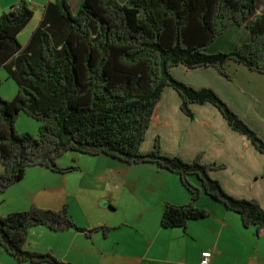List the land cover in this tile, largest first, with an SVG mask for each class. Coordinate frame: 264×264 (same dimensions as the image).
<instances>
[{"label": "trees", "instance_id": "1", "mask_svg": "<svg viewBox=\"0 0 264 264\" xmlns=\"http://www.w3.org/2000/svg\"><path fill=\"white\" fill-rule=\"evenodd\" d=\"M34 14L29 0H20L0 15V68L7 69L19 88L13 99H5L0 79V195L24 179L30 167L64 174L76 170V165L59 163L68 151L107 155L128 164L154 163L180 176L191 200L166 204L165 228L186 229L191 220L209 217L210 210L198 206L205 192L239 213L244 226H255L258 236L264 233L261 204L232 195L212 176L223 164L207 163L201 154L192 161L166 155L159 140L151 151H142L158 103L171 86L187 115L194 117L193 104H213L232 129L264 154V138L216 90L196 88L172 71L181 64L214 67L230 78L228 64L234 61L264 74L261 0H84L79 9L71 0H49L23 45L19 34ZM233 25L245 26L251 41L210 52ZM22 112L43 123L38 134L17 130ZM40 225L89 236L112 229L78 225L68 206L53 210L34 204L0 215V245L21 263L76 264L27 248L30 228Z\"/></svg>", "mask_w": 264, "mask_h": 264}, {"label": "crops", "instance_id": "2", "mask_svg": "<svg viewBox=\"0 0 264 264\" xmlns=\"http://www.w3.org/2000/svg\"><path fill=\"white\" fill-rule=\"evenodd\" d=\"M19 1L4 0L0 15ZM32 1L41 5L47 2ZM39 22L31 20L20 32L22 44ZM251 39L245 26L233 25L209 51H230ZM172 71L196 88L216 90L264 138V74L234 61L228 64L230 78L214 67L188 68L181 64ZM181 104L178 91L167 86L142 151H151L159 140L166 155L192 161L201 154L207 163L223 164L222 169L212 171V176L232 195L255 199L264 209V154L246 135L232 129L213 104H193V118ZM75 160L60 162L77 166L65 174L43 166L28 168L24 179L0 195V215L34 204L53 210L68 206L78 225L112 229L108 233L94 231L89 236L75 229L57 232L34 226L29 230L28 249L50 251L76 264H200L205 250L213 252L211 264H264V233L258 236L255 226H244L239 213L205 192L198 206L210 210L209 217L191 220L186 229L162 226L168 202L181 205L191 200L178 174L154 163L128 164L107 155H77ZM196 179L191 177L202 187ZM0 264L35 263L17 261L0 245Z\"/></svg>", "mask_w": 264, "mask_h": 264}, {"label": "rangeland", "instance_id": "3", "mask_svg": "<svg viewBox=\"0 0 264 264\" xmlns=\"http://www.w3.org/2000/svg\"><path fill=\"white\" fill-rule=\"evenodd\" d=\"M48 1L49 0H47V2ZM2 2H4V0H0V6H1ZM29 2L31 3V6L35 12L32 20H38L39 19V21H40L42 16H43L44 9H45L47 2H45L43 5H41L40 3H37V2H33L32 0H30ZM71 2H72L75 9H79L81 7V5L83 4L84 0H71ZM261 3L264 4V0H261ZM27 42H26V44H27ZM26 44H23V45H26ZM7 74H9V73H8L6 68H4V67L0 68V79L3 82L2 87H1V95L5 99H13L17 95L19 88H18V84L16 83V81L13 78L9 77V75H7ZM42 125H43V123L41 121H39L33 117L28 116L24 112H22L19 115V117L17 119V123H16V127H17V130L19 132H30L33 134H38ZM82 154L83 153H79V152H75V151H68L59 158V163L61 161H65V162H69V163H76L77 161L75 160V156H77V155L78 156L79 155L80 156H87V154L86 155H82ZM192 178H193V180H197L196 176H192ZM82 227H84V226H82Z\"/></svg>", "mask_w": 264, "mask_h": 264}, {"label": "built area", "instance_id": "4", "mask_svg": "<svg viewBox=\"0 0 264 264\" xmlns=\"http://www.w3.org/2000/svg\"><path fill=\"white\" fill-rule=\"evenodd\" d=\"M213 258V252L211 250H205L202 252V258L200 264H211Z\"/></svg>", "mask_w": 264, "mask_h": 264}]
</instances>
